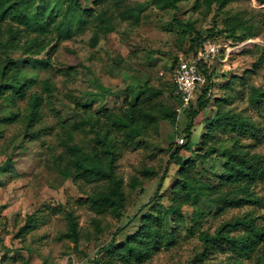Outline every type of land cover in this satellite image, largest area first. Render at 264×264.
I'll return each mask as SVG.
<instances>
[{"label": "rangeland", "instance_id": "1", "mask_svg": "<svg viewBox=\"0 0 264 264\" xmlns=\"http://www.w3.org/2000/svg\"><path fill=\"white\" fill-rule=\"evenodd\" d=\"M80 1L87 9L84 22L79 26L72 20V36L56 49L50 46L40 55H27L12 51L6 38L2 39L5 47H0V62L6 53L16 60L22 72L19 80L31 83L28 96L39 93L43 104L41 120L26 131L28 97L11 99L8 91L0 98V166L11 161L6 171H0V264H94L96 259L121 264L119 258L110 259L100 250L114 236L117 244L126 242L140 230L143 217L162 213L167 241L147 261L132 264L228 261L229 252L204 253L200 234L214 233L223 222L245 215L264 227V181L254 187L255 204L222 210L215 195L191 194L190 204L170 212L168 209L175 206L173 188L178 170L170 156L171 143L189 142L181 134L185 115H179L176 126L159 121L156 129L137 139V145L120 151L116 172L123 179L127 197L121 216L100 214L87 202L89 195L106 187L105 183L77 182L60 172L67 162L61 145L65 128L73 131L75 143L86 150L94 144L89 126H76L86 115L84 107L93 115L104 108L119 111L143 86L167 90L160 99L174 107L176 101L170 100L168 92L175 59L192 54L189 46L198 32L208 37L215 24V7L204 16L194 9L195 0H182L177 7L163 0ZM54 2L29 1L20 9L33 17L36 9L45 12ZM235 17L247 20L251 37L234 40L217 32ZM216 23L215 35L207 38L219 49L205 63L212 73L209 104L195 119L191 150L182 155L194 161L201 183L227 191L228 187H220L226 161L222 150L230 147L237 135L219 128L211 130L207 119L219 110L246 118L252 130L239 136V145L243 151L264 156V0H232L220 10ZM9 117L13 119L7 121ZM209 147H213L210 158L203 159ZM146 169L156 174H146ZM162 178V189L156 195ZM134 179L137 184L132 187ZM68 212L76 217L77 243L65 236ZM29 215L36 219L26 228ZM244 263L255 261L249 258Z\"/></svg>", "mask_w": 264, "mask_h": 264}, {"label": "trees", "instance_id": "2", "mask_svg": "<svg viewBox=\"0 0 264 264\" xmlns=\"http://www.w3.org/2000/svg\"><path fill=\"white\" fill-rule=\"evenodd\" d=\"M29 1L34 0H0V47H5L2 40L5 37V43L9 44L12 51L21 50L27 55H40L50 46L56 49L61 41L72 36L74 25L72 20L79 26L84 22L83 14L87 9L83 7L80 0H55L50 9L45 12L36 9L33 17L25 15L20 9L22 3ZM163 1L169 6L177 7L182 0ZM230 1L232 0H195L194 9L204 16H207L215 7L212 17L215 24L208 37H202L199 32L197 33L189 46L192 54L196 55L200 48L210 42L207 38L213 37L217 30L216 17ZM94 2L99 4L103 0H94ZM179 23L184 24L182 21ZM247 23L244 18L235 17L232 22L225 25L224 28L218 29L217 32L234 40L248 38L252 33ZM187 26L193 29L190 24ZM53 38H56L55 45H53ZM201 69L207 75L208 85L206 88L202 87L196 101L182 113L186 116V126L181 134L189 142L185 145L171 143L170 156L178 170L173 188L175 206L168 209L170 212H174L175 207L190 204L191 194L215 195L216 200L222 203V210L228 207L255 204L257 197L254 187L264 181V156L243 151L239 145V136L251 131L252 124L246 118L231 113V111L219 110L214 117L207 119L210 129L219 128L237 135L234 137V143L222 150L226 161L220 187H228L229 190L221 191L219 187L201 183L197 177V166L194 161L184 159L182 152L191 150L189 144L195 119L207 108L208 96L213 88L212 73L208 72L205 64L201 65ZM21 74L17 61L11 59L6 53L3 61L0 62V98H3L8 91L11 92V99L28 97L25 129L29 131L41 120L43 97L39 93L28 96L27 92L31 83L28 79L24 82L20 81ZM166 92L167 90L154 86L140 87L134 92L131 99H126V106L119 111L104 108L93 115L88 107H84L86 115L76 126L84 124L92 130L94 144L88 150L75 143L73 131L65 128L61 145L64 148L63 160L67 162L60 172L77 182L87 184L103 182L106 184V187L87 198L90 207L98 213H112L115 216H121L126 207L127 197L124 182L116 172L122 148L137 145V139L148 135L150 129H156L159 121L169 122L173 126L177 125L179 115L173 105L168 106L160 99ZM168 96L173 103L179 100V95H177L173 84L169 89ZM12 119L9 117L7 121ZM212 148L209 147L203 153V159L210 158ZM10 163L11 161L8 159L0 166V171H6ZM144 173L156 174L153 169H146ZM136 184L137 180L134 179L132 187H135ZM162 185L163 178L158 185L156 195L159 194ZM66 218L68 231L65 236L77 243L79 230L76 217L72 212H68ZM35 219V215L27 216L26 228H30ZM165 224L163 213L152 217H143L140 230L132 238L122 244H117L114 236V240L100 251L107 253L110 259L119 258L121 264L143 263L150 259L154 252L167 241ZM119 232L120 229L115 234ZM233 232L239 233L233 234ZM200 240L204 245L203 252L206 254L214 251L231 254L226 262L206 264H245L244 259L249 258H253L255 264H264V227L258 225L256 219L250 215L225 221L214 233L201 232ZM94 264L115 263L113 260L96 259Z\"/></svg>", "mask_w": 264, "mask_h": 264}, {"label": "built area", "instance_id": "3", "mask_svg": "<svg viewBox=\"0 0 264 264\" xmlns=\"http://www.w3.org/2000/svg\"><path fill=\"white\" fill-rule=\"evenodd\" d=\"M218 52V47L208 42L197 51L196 55L181 56L172 67L171 82L179 95V100L174 105L178 115L196 101L199 89L207 83V75L202 71L201 65L207 63L209 58L214 57Z\"/></svg>", "mask_w": 264, "mask_h": 264}]
</instances>
